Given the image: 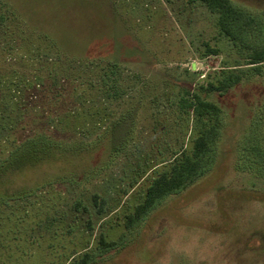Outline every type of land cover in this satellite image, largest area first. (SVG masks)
Segmentation results:
<instances>
[{"label": "rangeland", "instance_id": "obj_1", "mask_svg": "<svg viewBox=\"0 0 264 264\" xmlns=\"http://www.w3.org/2000/svg\"><path fill=\"white\" fill-rule=\"evenodd\" d=\"M107 1L117 20L113 68L72 61L22 26L21 1L0 0V164L36 133L95 142L88 157L38 167L8 185L10 194L75 180L0 204V264H69L84 252L90 264H264V167L252 155L255 148L264 162V74L214 99L222 113L208 171L125 227L151 180L190 150L197 125L177 107L183 90L240 60L199 2ZM233 1L264 19V0ZM207 47L218 54L206 55ZM35 80L42 84L34 91L23 83ZM110 148L119 154L109 170L84 180ZM93 194L105 202L101 214ZM100 234L117 246L100 254Z\"/></svg>", "mask_w": 264, "mask_h": 264}, {"label": "trees", "instance_id": "obj_2", "mask_svg": "<svg viewBox=\"0 0 264 264\" xmlns=\"http://www.w3.org/2000/svg\"><path fill=\"white\" fill-rule=\"evenodd\" d=\"M22 8L19 20L22 26L47 41L50 47L60 53L71 56V60L81 58L89 63L105 62L113 68L115 50L116 17L107 0H19ZM189 4L201 3L216 14L219 33L230 43L238 61L235 65H226L217 72L214 79L192 89L184 87L177 107L182 113H190L197 125V132L192 139L190 150L174 154L165 170L154 177L147 186L142 201L132 214L125 218V227L131 228L146 218L166 197L186 189L209 169L212 147L219 137L222 109L215 102L216 97L223 98L230 90L243 81L263 77L264 70V19L249 8L233 0H187ZM264 13V12H263ZM262 15V14H261ZM95 51V53H94ZM206 55H217L218 51L207 47ZM241 62V63H239ZM60 80V79H59ZM61 81V80H60ZM29 89H36L41 81L23 82ZM20 85V83H19ZM85 144V145H84ZM81 143L72 141H53L48 135L36 133L22 141L19 146L9 151L5 161L0 164V204L10 201H22L33 197L41 188H55L58 184H74L75 180L61 176L47 182L42 187L19 185L7 194L14 180L24 173H29L44 165L81 159L95 149V142ZM87 145V146H86ZM255 149V148H254ZM252 150L255 165L263 166L260 152ZM90 153V154H91ZM118 149H109L103 165L87 173L84 180L98 179L112 166L118 157ZM255 174H259L255 170ZM261 174V173H260ZM13 178V179H12ZM53 185V186H52ZM98 213H103L105 202L99 195L91 196ZM80 203H77V207ZM28 213V212H27ZM26 213V214H27ZM14 217L9 216L11 226H15ZM117 244L105 241L102 234L98 237L100 254L114 249ZM76 253L74 252L73 255ZM72 255V256H73ZM92 256L84 252L69 264H90Z\"/></svg>", "mask_w": 264, "mask_h": 264}]
</instances>
